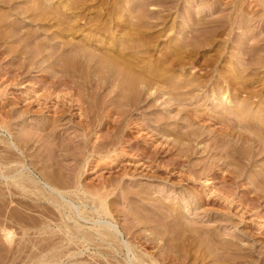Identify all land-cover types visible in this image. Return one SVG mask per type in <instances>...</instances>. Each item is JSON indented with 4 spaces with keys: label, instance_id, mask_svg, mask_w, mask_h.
I'll list each match as a JSON object with an SVG mask.
<instances>
[{
    "label": "rangeland",
    "instance_id": "rangeland-1",
    "mask_svg": "<svg viewBox=\"0 0 264 264\" xmlns=\"http://www.w3.org/2000/svg\"><path fill=\"white\" fill-rule=\"evenodd\" d=\"M55 1H51V6H58L60 1L57 0L58 3ZM71 1L61 0L59 6L70 4ZM51 2L49 3L51 4ZM62 2L63 4H61ZM82 2L85 3H77V6L81 4V6L85 7L72 8V11L77 12V15H83L81 20L78 15L80 22L86 23L85 19L88 16H90L89 19L93 20L100 16L102 19H97V22L100 24L104 19V27L103 23L101 25L98 24L97 27L89 23H86L87 27L83 26L85 24H81L85 33H81V30L79 32L76 31V33L70 34L68 38L73 35L70 39L72 40L73 38L76 42L72 41L78 43L77 40L81 41V38L86 37V35L90 36L91 30L92 34L97 32L96 35L98 34L97 36L99 37L100 32L108 34L106 30L110 27L108 30L113 32L117 29L112 33L117 38L116 41L120 42L121 39L129 37V35L134 38L135 35L133 34L138 32L142 36L136 39L135 43H139V46L133 50H135L137 55L140 54L138 55V60H141L139 66L156 65L159 70L161 67L164 72L162 74L168 78H166L164 83L162 80H156L152 86V92L154 93L144 98L137 107H131L127 104L125 105L124 93L121 94V87H117L118 80L114 79L115 76L112 73H109L107 84L96 95L91 92V89L88 91L84 89L86 90L84 91L82 87L81 89L76 86L77 84L80 85V81L82 84L83 80H80L82 77L79 72L84 65V69L86 68V63L81 66L82 68L77 64H74L73 67L70 64L71 60H69L70 63L66 64V66H72L74 68V71L73 68L71 70L72 73H76H69L68 71L70 70L67 67L65 68L67 69L65 71L66 75L63 74L64 67L62 70L59 65V67L55 65L59 61L60 56L54 63L55 59L51 57L52 59H49V62L43 65L40 64V67L39 63L42 60H39L38 63L36 62L37 64H30L29 55H27L28 59H24L23 57H26V55L20 57L16 56L17 53H11L10 47L17 44L13 43V39H9L10 42L5 41V44L1 40L3 49L0 47V124L4 122L3 126L5 128H0V138L10 141L9 133L11 132L14 140H16L15 142L19 141L16 144H18L20 152L22 151L20 153L15 150L18 152L17 156H21L20 158L24 160L30 171L39 174L42 171L45 174L49 173L52 175V172L56 169L57 173L55 174H57L58 179L60 178L57 180L62 188L64 186L63 189H72L74 191L73 189H75L74 186L77 182L80 185L79 189L85 187L86 192L78 191L77 193L80 196L74 193L75 195L71 197L78 210L85 212L86 216L91 214V209L95 205L93 203H96L92 201L97 198L93 193L95 194L98 189V191H101L100 193L103 192V195H107V203L113 215L112 218H108L109 220L114 218L112 221L117 223L120 230L124 233L129 230V234L124 236V240H127V242H133L134 235L137 234L146 237L150 233L149 236L153 237L154 234L155 238H157L156 235L164 234L163 237L166 236V238L162 237L161 240L157 241L155 247L148 248V251L153 252L156 257L171 251V254H174L176 261L178 260V263L180 261V264H227L226 262L228 261L225 262L226 259L223 260L225 255H227L226 257H229V255L231 257L238 254V257H242L237 258V264H264V148L261 149L257 143H252L251 141L241 142L242 140L238 138L237 132H242L245 135L249 134L250 137H254V132L251 129L246 130L238 127L236 117L231 113L229 114V104L223 100L224 96L231 97L232 104L235 105L248 98H244V96H247L245 92H242L239 94V98H236L235 94L241 86V83L236 85L239 78L237 77V81L230 79L231 83L229 82V85H231H226L228 90L225 95L221 93L223 90H217L220 88L219 82L224 81L226 76L230 75L229 73H234L233 70L227 71V69L238 58L242 59L241 61L238 59V62H241L240 65L243 68L246 67L242 75L245 85L250 86V89H248L251 91L252 88L254 90H257V87L260 89L261 86L264 88V48H257L258 51L250 48L252 44H257V41L264 39V0H192L194 2L192 6L189 4L192 3L191 0H168V2L167 0H82ZM49 3L47 2L48 6H50ZM2 5L0 4V17L6 20H4L6 22V27L4 26L6 32H12L13 30L17 32V29L20 28L21 34L26 36L28 32L33 33L31 31H34L33 35L36 38L33 37V41L40 40V44L46 42V40L49 42L48 46H45V54L47 53L46 51L49 53L50 50H61L62 47L65 49L66 46L64 47L62 44H64L67 33L65 36L60 32L57 33L56 30H59V28L55 29V25L50 26L53 21H50V23L43 21L44 23L41 22V24H45L43 26L36 24L40 23L39 21H34L32 24V17L27 16L30 12H24L25 15L23 14L22 9L31 6L29 0H14L10 4L11 8H9L10 5ZM216 5L218 8H215ZM139 7L140 9L143 7L142 10H146L145 13L140 12ZM78 8H82V13L80 10H76ZM119 9L120 13L125 14V18L119 19V25L120 23L122 24L116 26L115 29L113 28L114 23L110 18L116 14L108 15V13ZM188 11L201 17L206 14V20H218L219 18V21H223L224 17L227 16L226 18L230 22L228 21V24L223 26L226 28L219 33L220 35L215 31L217 29L216 26L204 27L198 24V20L190 22L193 32H184L181 31V26L183 21L188 20H182V17ZM97 13L99 14L98 17H96ZM140 13L142 14L139 15ZM146 13L147 16H145ZM105 15L108 17H105ZM116 17L118 18L117 15ZM8 19L11 23L13 21V27L8 22ZM231 25L233 30L229 31ZM101 27L102 29H100ZM6 28H12L13 30ZM103 28L106 30L104 31ZM52 33L56 37L59 35V38L50 39L51 36L53 38ZM178 33L181 36L175 38ZM109 34L111 33L109 32ZM147 34H149L150 40L142 38ZM60 35L64 38L62 37L61 39ZM207 36H214L213 38L216 40L214 42L216 43L210 46L205 45L203 38L205 39ZM48 38L51 42L48 41ZM145 39L147 44L141 48L140 43L142 42L143 44ZM55 41L57 45L54 44ZM33 43L31 42L32 45ZM260 43L262 42L260 41ZM52 45L54 47L53 50ZM61 45L62 47H60ZM14 47L12 46V48ZM121 47L118 45L117 49ZM190 51L194 52L191 54L189 53ZM162 53L168 58L167 61L164 60L165 57ZM12 54L14 57H12ZM69 54L71 55L72 53L69 52ZM69 54H65V56ZM47 55L43 57H47ZM179 55H181L180 57L183 56L182 59L178 57ZM173 58L181 59L183 64H180L181 61L179 60V63L177 59L178 63L176 60L172 61ZM21 59H23L24 65L23 63L20 64L22 62ZM205 59L208 60V63ZM191 62L196 65L194 70H189ZM178 64L179 66H177ZM76 65L79 70L75 68ZM85 71L87 73L88 70L86 69ZM92 73V70L90 73L88 71L87 75L91 77H87L88 80L92 78L93 82H95L96 76H93ZM62 74L67 76V80H71L70 84H66L68 87L65 84V86L63 84L57 86V84L50 82L52 79L54 81L55 75L62 76ZM251 83L252 85H250ZM74 86L77 88H74ZM89 91L94 95H89ZM233 91L235 94L231 96ZM150 92L151 90H149ZM212 92L214 93L213 95H211ZM263 101L260 100L258 102L261 110H264ZM255 109H257V106ZM123 111L124 113H122ZM256 111L258 112V110H255V114L257 113ZM57 117H61L57 122L59 125L57 124V128L52 131L53 120ZM227 124L234 127V133L230 136L222 134L223 129H227ZM4 145L5 143L0 142V153L4 152ZM233 149L235 152L234 156L227 152H231ZM59 155L62 156L60 157ZM50 162H56V164H52V166H56L54 171H51L53 167ZM16 167L18 168L19 166L16 165ZM64 182L65 184L68 182V187L67 185L65 187V184L63 185ZM13 187L16 188V185H13ZM16 189L14 191L17 192H14L12 199L9 200V203H6L9 207L6 204L4 205V209L7 208L5 211H12L13 213L11 212V214L14 216L12 218V215H9L10 218L7 216L10 220L5 218V214V217L0 216L4 223L3 228L1 229L0 227V232H7L10 227L7 225H11L12 230L9 229L8 231H11L10 234L12 235L7 234L11 239L7 238L10 241L6 238L4 239V241L11 242L9 243V255L24 257L23 263L15 261V264H24L25 262V264H32L36 260V256L34 254V259L32 252H36V254L41 252L35 246V242L38 243L39 238H34L33 236L36 233L39 235L40 232L41 234L45 232L43 233V230L39 231V229H36V227L40 228V226L33 225L35 224L34 221L27 219L30 216H35V218L42 217L41 219L37 218L42 220L46 215L41 212L47 213V210L43 206H40L39 209L41 210H39V206L37 207L36 202L33 200L34 196L31 197L27 193L28 197H24L22 191L20 192L22 189L19 188L18 190V187ZM81 195L83 198H81ZM19 198L23 199L24 203L19 201ZM4 200L6 199L4 198ZM26 200H30L28 204ZM95 201H98V199ZM30 202L35 204L33 206L29 205L31 204ZM19 213L20 218L16 216ZM91 215L87 216L91 219L90 221L88 220L89 222L81 221V224H84L83 227L91 226L92 220L96 219ZM52 217L57 219L56 215H52ZM47 218L45 217V219ZM51 218H48L51 221V223L50 221L48 223L51 225H48L47 228L59 231L60 236L54 237V240L58 241L60 239L61 241L59 242L66 243L67 235L62 230H57L55 226L58 222H56V219L54 222ZM48 219L45 221L47 222ZM15 220L18 222L16 223ZM5 224L7 225L5 226ZM130 226H134V228ZM189 229H194L195 233L197 232V236ZM5 232L4 234H6ZM176 232L177 234L180 232L177 242L170 238L174 233L176 235ZM23 233L27 236L29 235V237L24 236ZM183 233L184 237L186 234L188 238L190 237L188 234L191 235L190 240L187 237H183V240L181 237ZM192 234L196 238L192 239ZM186 238L189 242L185 241L187 240ZM22 242L29 246V251L26 249L27 247L25 248L27 251L21 248ZM227 242L231 243L233 247V251H227L228 253L221 249L224 247V245L221 247V244L229 245ZM5 244H8V242ZM214 244L219 247L217 248ZM173 245H176L175 248ZM184 245L185 247H183ZM76 248L75 246L74 250ZM85 249L81 248L82 254H77L72 257L73 259L62 258L57 264H107L110 259L115 264L121 260L118 263L121 264L125 263V257L129 255V250L125 248L122 252L123 256L115 253L112 258L111 256L100 255L93 246H87L86 251ZM189 249L195 252L189 251ZM194 256L196 257L194 258ZM220 259L222 260L219 261Z\"/></svg>",
    "mask_w": 264,
    "mask_h": 264
},
{
    "label": "bare ground",
    "instance_id": "bare-ground-1",
    "mask_svg": "<svg viewBox=\"0 0 264 264\" xmlns=\"http://www.w3.org/2000/svg\"><path fill=\"white\" fill-rule=\"evenodd\" d=\"M12 1H14V0H0V4H1V6H3L2 4H6V5H10V4H12ZM51 1H53V0H51ZM51 1H49V0H29V2L31 3V6L30 7H28V5H27V7L28 8H24V9H22V12H23V14H24V12L25 13H28V12H30V14H28L27 16L29 17H32V19H31V23L33 24V22L35 21V22H37V21H39L40 23H36V24H41V22L42 23H44L43 21H45L46 23H50V21L52 22L53 21V23H50L51 25L50 26H54L55 25V29H58L59 28V30H56L57 31V33L58 32H60V33H62L64 36L66 35V33H67V37L65 36V40H64V44H62V45H64V47H65V49L62 47V45L60 46V47H62V49L60 50H54V51H51L50 50V52L48 53V51H46L47 53H48V55H47V53L45 54V46H48L47 44L49 43V42H47V40H46V42H42L41 44L39 43L40 42V40L37 42H35V41H33V39L34 38H36V37H34V31H31V32H33V33H29V35H28V33H27V35L26 36H24L23 34H21L22 32L19 30V29H17V32L15 31V30H13L12 28H9V29H11V30H13L12 32L11 31H8V32H6L5 31V21L2 19V17H0V41L1 40H3V43L5 44V41H9L10 42V40L9 39H13V43H17L16 45H12L14 48H12V46L10 47V51H11V53H17L16 54V56H25L26 55V57H23L24 59H28V57H29V63L30 64H32V63H38V61L39 60H42L40 63H39V65L40 64H44V63H46V62H49L48 60L50 59H52L51 57H54V61H53V63L56 61V60H58V57L60 56V58H59V61L58 62H56L55 63V65H59L60 66V68L62 69L63 67V69H64V71H63V74H66V70L67 69H65V68H67L68 67V65L66 66V64H68V63H70V64H72L73 65V67H74V64H77V65H79L80 67L81 66H83L85 63H86V68L84 69V67H85V65H84V67L82 68V69H80V72H79V74L81 75V77L82 78H80V80L82 79L83 81H82V84H81V81L79 82V84L80 85H76L78 88H83V90L84 89H87V91L88 90H90L91 89V92L92 93H94V94H98L99 93V91L100 90H102V88L107 84V80H108V75H109V73H112V75H114L115 77H114V79H117L118 80V83L116 84L117 85V87L118 86H120L121 87V90H122V93L121 94H123L124 93V96H123V98L125 99H123L122 98V100H124V103H125V105L127 104V105H129V106H131V107H137V105L139 104V103H141L142 102V100H144V98H147L148 96H151L154 92H152V86H153V84L156 82V80H162V82L164 83V81H166V78H168L167 76L166 77H164V72L161 70V67H160V70H159V68H157L156 67V65H153V66H143V67H141V66H139V62L141 61H139L138 60V55H140V54H138L137 55V53L135 52V50H133L134 48H138V44H137V42L135 43V41H136V39L138 38L139 39V37H141L142 35H140L137 31V33H135V34H133V35H135V37L133 38V37H131V35H129V37H126V38H124L123 40L121 39L120 40V42H117L116 41V39L117 38H115L114 37V35H113V33L117 30L115 27L116 26H120L122 23H120V25H119V19H121L122 17H124V13H120V9L119 10H115L114 12H112V13H108V15L109 14H116L117 16H118V18L116 17L115 18V16H113V17H111L110 18V20L111 21H113V23H114V25H113V28H115L116 30H114V32L112 31V30H108L109 28H107V30L106 29H104L103 28V30L105 31L106 30V32H108V34L106 33V34H103V33H99V37L96 35V33L94 34H92V30L90 31V36L88 35H86V37H84V38H81V41H79V40H77V42L78 43H75L76 41H75V39H73L72 38V40H74V41H72L70 38H71V36H73V35H71L69 38H68V36L70 35V34H74V32L76 33V31L77 32H79L80 30V32L82 33V32H84V30L82 29L83 27H82V25L81 24H85V25H83V26H86L87 24L86 23H89V24H91L92 26H93V24L97 27V25L99 24V22H97L98 20L97 19H99V18H101L102 19V17H100L99 16V14L97 13V16L96 17H98V18H96L95 19V17H94V19L96 20H93V19H89V17L90 16H88V18L87 19H85L86 20V23H81L80 22V20L81 19H83V15H79L81 18H80V20H79V16L75 13V12H73L72 11V8L73 9H75L76 7H85V6H81V4L79 5V6H77V3H83L82 2V0H72L71 2H70V4L68 3V4H66L65 6L64 5H61V6H59L60 5V2H61V0H58V1H60L59 3H58V1H57V3H58V6L56 5V7L54 6H51L52 5V2ZM55 1V2H56ZM79 1H81V2H79ZM85 1V0H84ZM18 2V1H17ZM28 2V1H27ZM47 2L49 3V2H51V4H50V6H48V4H47ZM65 2V1H64ZM67 2V1H66ZM167 2H168V0H167ZM191 2H192V0H191ZM13 3H15V2H13ZM54 3V2H53ZM72 3H74L73 5H74V7H73V5H72ZM85 3V2H84ZM83 3V4H84ZM136 3V2H135ZM194 2H192V3H189L190 4V6H192V4H193ZM61 4H63V2L61 3ZM76 4V5H75ZM114 5V4H113ZM218 5V4H217ZM217 5H216V7L215 8H218L217 7ZM94 6V5H93ZM124 6V5H123ZM139 6V5H138ZM138 6H136L137 8H138ZM189 6V7H190ZM26 7V6H25ZM116 7V6H115ZM133 7V6H132ZM145 7H146V5H145ZM150 7V6H149ZM188 7V8H189ZM9 8H11V5L9 6ZM23 8V7H22ZM92 8V7H91ZM126 8V7H125ZM143 8V7H142ZM142 8L140 9V7H139V9H140V12H144L145 13V11L144 10H142ZM105 9V8H104ZM115 9V8H114ZM131 9V8H130ZM150 9V8H149ZM202 9V8H201ZM214 9V8H213ZM241 9V8H240ZM14 10V9H13ZM77 11L78 10H82V8H78V9H76ZM75 10V11H76ZM92 10V9H91ZM90 10V11H91ZM124 10H128V9H124ZM123 10V11H124ZM189 10V9H188ZM190 10H192V9H190ZM207 10V9H206ZM205 10V11H206ZM215 10V9H214ZM220 10V9H219ZM226 10V9H225ZM243 10H245V9H243ZM242 10V11H243ZM9 11V10H8ZM148 11V10H147ZM195 11V10H194ZM201 11V10H200ZM211 11H212V9H211ZM21 12V11H20ZM85 12V11H84ZM133 12V11H132ZM238 12V11H237ZM240 12V11H239ZM245 12V11H244ZM19 13V12H18ZM81 13H82V11H81ZM100 13V12H99ZM142 13H140L139 15H141ZM149 14H150V12H148ZM152 13H154V12H152ZM210 13V12H209ZM22 14V15H23ZM134 14V13H133ZM158 14V13H157ZM241 14V13H240ZM248 14V13H247ZM246 14V15H247ZM21 15V14H20ZM25 15V14H24ZM86 15V14H85ZM90 15V14H89ZM137 15V14H136ZM242 15H243V13H242ZM245 15V14H244ZM2 16H4V14H2ZM5 16H6V14H5ZM92 16V15H91ZM102 16V15H101ZM112 16V15H111ZM134 16V15H133ZM145 16H147V13H146V15ZM153 16V15H152ZM204 16V15H203ZM201 17V16H199V15H196L195 13H192V12H190V11H188L185 15H184V17H182V20H188V21H183V25L181 26L182 27V30L181 31H192L191 29H192V27L190 26V22L192 21V20H198V24H200L201 26H204V27H208V26H211V25H214V27L216 26L217 27V29L215 30L218 34L219 33H221V32H223L224 30H225V28L226 27H223V26H225V24H228V18H226V17H224V20L222 21H219V18H218V20H206V18H205V16H206V14H205V16L204 17ZM220 16H222V15H220ZM224 16V15H223ZM84 17V18H85ZM105 17H108V16H106L105 15ZM142 17V16H141ZM140 17V18H141ZM247 17V16H246ZM251 17V16H250ZM260 17V16H259ZM3 18H6V17H3ZM76 18H78V19H76ZM104 18V17H103ZM125 18V17H124ZM143 18H144V16H143ZM142 18V19H143ZM150 18H152V17H150ZM212 18V17H211ZM214 18V17H213ZM258 18V17H257ZM89 19V20H88ZM108 19V18H107ZM136 19V18H135ZM9 20V19H8ZM15 20V19H14ZM16 20H17V18H16ZM89 22H88V21ZM93 20V21H92ZM104 20V19H103ZM103 20L101 21V23L99 24V25H101L102 23V25H103V27H104V22H103ZM149 20V19H148ZM233 20V19H232ZM108 21H109V19H108ZM107 21V22H108ZM111 21H110V23H111ZM135 21V20H134ZM141 21V20H140ZM142 21H144V20H142ZM200 21H201V23H200ZM8 22H10V20L8 21ZM8 22H7V24H8ZM15 22V21H14ZM29 22V23H30ZM90 22H93V23H90ZM97 22V23H96ZM148 22V21H147ZM147 22H145L146 24H147ZM230 22V21H229ZM12 23H13V21H12ZM12 23L10 22V24L12 25ZM28 23V22H27ZM112 23V24H113ZM138 23V22H137ZM141 23V22H140ZM162 23V22H161ZM132 24V23H131ZM152 24V23H151ZM196 24V23H195ZM15 25V24H14ZM18 25V24H17ZM43 25H45V24H41V26H43ZM47 25V24H46ZM56 25H57V28H56ZM105 25H106V23H105ZM126 25V24H125ZM137 25H139V24H137ZM143 25H144V22H143ZM234 25V24H233ZM5 26V27H4ZM47 26H49V25H47ZM90 26V25H89ZM88 26V27H89ZM107 26V25H106ZM155 26V25H154ZM160 26V25H159ZM219 26H222V27H219ZM226 26H229V25H226ZM7 27H9V26H7ZM11 27V26H10ZM12 27H13V25H12ZM22 27V26H21ZM87 27V26H86ZM132 27V26H131ZM147 27V26H146ZM146 27H145V29H146ZM248 27V26H247ZM252 27V26H251ZM14 28H15V26H14ZM17 28V27H16ZM52 28V27H51ZM54 28V27H53ZM106 28V27H105ZM121 28V27H120ZM144 28V27H143ZM151 28V27H150ZM223 28V29H222ZM233 28V26L231 25V28H230V30L229 31H231V29ZM6 29H8V28H6ZM8 29V30H9ZM41 29V28H40ZM45 29V28H44ZM86 29V28H85ZM90 29V28H89ZM100 29H102V27L100 28ZM164 29H166V28H164ZM18 30H19V32H18ZM36 30V29H35ZM98 30H99V28H98ZM212 30V29H211ZM233 30V29H232ZM252 30V29H251ZM23 31V30H22ZM93 31H95V30H93ZM127 31H128V29H127ZM45 32V31H44ZM109 32L111 33V34H109ZM113 32V33H112ZM125 32V31H124ZM123 32V33H124ZM135 32V31H134ZM193 32V31H192ZM198 32V31H197ZM214 32V31H213ZM26 33V32H25ZM42 33V32H41ZM40 33V34H41ZM55 33V32H54ZM54 33H52L53 34V38H52V36L50 37V39H54L55 37H56V35L54 34ZM56 33V34H57ZM59 33V34H60ZM85 33V32H84ZM131 33V32H130ZM141 33V32H140ZM153 33V32H152ZM216 33V34H217ZM191 34V33H190ZM203 34H204V32H203ZM215 34V33H214ZM132 35V36H133ZM149 34H147V35H144L142 38H150L149 36H148ZM159 35V34H158ZM200 35V34H199ZM205 35H207V34H205ZM220 35V34H219ZM250 35V34H249ZM59 35H57V37L56 38H59L58 37ZM84 36V35H83ZM123 36V35H122ZM148 36V37H147ZM179 36H181L180 35V33H178L176 36H175V38L176 37H179ZM201 36V35H200ZM202 36H204V35H202ZM252 36V35H251ZM256 36V35H255ZM34 37V38H33ZM63 37V36H62ZM62 37H61V35H60V38L62 39ZM125 37V36H124ZM214 37V36H213ZM212 36H207V37H205V39L203 38V40H205L204 42H205V45H213V43H216V42H214V41H216L214 38H213ZM64 38V37H63ZM68 38V39H67ZM192 38V37H191ZM220 38V37H219ZM49 39V38H48ZM50 39L48 40V41H50ZM146 39H145V41H144V43L142 44V42L140 43L141 45V48H142V46H144L145 44H147L146 43ZM147 39V40H148ZM150 40V39H149ZM193 40V39H192ZM143 41V40H142ZM191 41V40H190ZM201 41V40H200ZM260 41L262 42V43H260ZM31 42L33 43V42H35V43H33V45L31 44ZM51 42V41H50ZM151 42V41H150ZM153 42V41H152ZM199 42V41H198ZM1 43L2 42H0V47L2 46L1 45ZM7 43V42H6ZM53 43V42H52ZM57 42L55 41V45H57L56 44ZM260 43V44H259ZM218 44V43H217ZM118 45H120V46H122L121 48H118L117 49V46ZM150 45V44H149ZM193 45V44H192ZM195 45V44H194ZM200 45H202V44H200ZM243 45V44H242ZM4 46V45H3ZM51 46V45H50ZM49 46V47H50ZM196 46V45H195ZM203 46V45H202ZM249 46V45H248ZM6 47V46H5ZM52 47H53V45H52ZM213 47V46H212ZM221 47V46H220ZM240 47V46H239ZM242 47V46H241ZM2 48V47H1ZM0 48V49H1ZM9 48V47H8ZM140 48V49H141ZM198 48H200V47H198ZM249 48V47H248ZM250 48H252V50L254 49V50H256L257 48L259 49H261V48H264V39L262 38V40H259V41H257V44H252V46H250ZM3 49V48H2ZM54 49V47L52 48V50ZM190 49V48H189ZM258 49L256 50V51H258ZM4 50H5V48H4ZM6 50H8V49H6ZM219 50V49H218ZM222 50V49H221ZM58 51V52H57ZM146 51V50H145ZM148 51V50H147ZM243 51V50H242ZM1 52V51H0ZM7 52V51H6ZM68 52V53H67ZM69 52H71L72 54L70 55L69 54ZM143 52V51H142ZM178 52V51H177ZM194 51H190L189 53H193ZM69 54L67 57L65 56V54ZM141 53V52H140ZM172 53V52H171ZM188 53V54H189ZM254 53V52H253ZM12 54V55H13ZM20 54H24V55H20ZM163 54V53H162ZM182 54V53H181ZM190 54V55H191ZM244 54H246V53H244ZM27 55H29L28 57H27ZM44 55H47V57H43ZM176 55H177V53H176ZM185 55V54H184ZM187 55V54H186ZM259 55V54H258ZM15 56V57H16ZM42 56V57H41ZM156 56V55H155ZM163 56H164V54H163ZM175 56V55H174ZM181 55H179L178 57L179 58H181L182 59V57H180ZM209 56V55H208ZM12 57H14V55L12 56ZM40 57V58H39ZM153 57V56H152ZM158 57V56H157ZM161 57V56H160ZM165 58H164V60L165 61H167L168 60V58L166 57V56H164ZM194 57V56H193ZM211 57H212V55H211ZM211 57H209V58H211ZM263 57V56H262ZM39 58V59H38ZM44 58V59H43ZM46 58V59H45ZM57 58V59H56ZM144 58V57H143ZM148 58V57H147ZM177 59L178 61L180 60L181 61V59ZM207 58V57H206ZM238 58V57H237ZM241 58V57H240ZM251 58H252V56H251ZM261 58V57H260ZM15 59V58H14ZM142 59V58H141ZM159 59V58H158ZM170 59V58H169ZM176 59H174L173 58V60L172 61H174V60H176ZM186 59V58H185ZM219 59V58H218ZM239 59V58H238ZM238 59L236 60V61H234V64H232V66L230 65V67H229V69H227V71L229 70V71H231V70H233V74L232 73H229L230 75H228V76H226V78H225V80L224 81H222V82H219V86H220V88L219 89H217V90H219V91H221V90H223V91H221V93H222V95H225L226 93H227V90L228 89H226V88H228L227 86H230L229 85V82H230V79H233V80H236V79H238L239 78V80H238V82L236 83V85L239 83H241V86H240V88H239V90L237 91V93L235 94L234 93V91L231 93V96L233 95V94H235L236 95V98H239L238 96H239V94H241L242 92L244 93L245 92V95H247L246 97L244 96V98H249L250 100H252V101H250L248 98V100L247 99H245L243 102L241 101V102H239V103H237V104H235V105H233L232 103H233V101H232V99H231V97H225L224 96V98H223V100L225 101V102H227L229 105V107H228V111H229V114L231 113V114H233L235 117H236V120H237V123H238V127H240V128H243V129H246V130H249V129H251V130H253V132H254V137H250V135L248 136L247 134L245 135L244 133H242V132H237L238 133V138L239 139H241L242 141L241 142H247V141H251L252 143H257L260 147H261V149L262 148H264V110L262 109H259V108H261L260 107V105H259V103L258 102H260V100H264V88H262V86H261V88L259 89V87H257L258 89L257 90H254L253 88V90L251 89V91L249 90L250 88V86L248 87V85H245V83H244V81H243V72L246 70V67L245 68H243V66H241L240 65V61L242 60H240L239 62H238ZM257 59V58H256ZM23 59H21V61H22ZM69 60H71L70 62H69ZM74 62H73V61ZM176 60V61H177ZM188 60V59H187ZM190 60H192V59H190ZM206 60V59H205ZM216 60V59H215ZM248 60V59H247ZM258 60H259V58H258ZM27 61V60H26ZM25 61V62H26ZM61 61V62H60ZM145 61V60H144ZM163 61V60H162ZM171 61V62H172ZM176 61H175V63H176ZM178 61H177V63H178ZM180 61H179V63H180ZM185 61V60H184ZM207 61V63H208V60H206ZM193 62V61H192ZM190 63V66H189V70H194L195 69V64L194 63ZM201 62V61H200ZM215 62H217V61H215ZM254 62V61H253ZM20 63V62H19ZM23 63V61L20 63V64H22ZM28 63V62H27ZM36 63V64H37ZM203 63V62H202ZM206 63V64H207ZM19 64V65H20ZM25 63H23V65H24ZM169 65H170V63H168ZM180 64H183L182 63V61H181V63ZM187 64V63H186ZM189 64V63H188ZM243 64V63H242ZM258 64V63H257ZM264 64V63H263ZM23 65H21V66H23ZM77 65L75 66V68L77 67ZM145 65V64H144ZM167 65V64H166ZM185 65V64H184ZM256 65V64H255ZM38 66V65H37ZM58 66V67H59ZM78 66V67H79ZM159 66V65H158ZM177 66H179V64L177 65ZM181 66V65H180ZM187 66V65H186ZM208 66V65H207ZM227 66V65H226ZM259 66V65H258ZM262 66V65H261ZM39 67V66H38ZM40 67H41V65H40ZM72 66H70L69 65V67H68V69L70 70V71H68L69 73H72V68H73ZM263 67V66H262ZM71 68V69H70ZM169 68V67H168ZM183 68V67H182ZM256 68V67H255ZM62 69V70H63ZM76 69H78L79 70V68H76ZM88 70L89 71V73L91 72V70H92V74H93V76H96V81L95 82H93V80H92V78L91 79H89L88 80V77L87 76H90V75H87V73H88V71H87V73H86V71L85 70ZM166 69H167V67H166ZM259 69H261V68H259ZM60 70V69H59ZM61 70V71H62ZM82 70V71H81ZM85 72H84V71ZM169 70V69H168ZM183 70V69H182ZM235 70V71H234ZM254 70V69H253ZM73 71H74V68H73ZM77 71V70H76ZM161 71V72H160ZM252 71V70H251ZM257 71V70H256ZM255 71V72H256ZM65 72V73H64ZM67 72V73H68ZM83 72V73H82ZM200 72V71H199ZM261 72V71H260ZM73 73H76V72H73ZM72 73V74H73ZM85 73H86V75H85ZM163 73V74H162ZM218 73V72H217ZM263 73V72H262ZM56 74V73H55ZM62 74V76H59V75H55L54 76V81H50V82H52V83H55V84H57V86L58 85H60V84H70V82H71V80L69 81V80H67V76H64ZM78 74V75H79ZM192 74V73H191ZM264 74V73H263ZM67 75V74H66ZM71 75V74H70ZM85 75V77H83ZM179 75H181V74H179ZM201 75V74H200ZM259 75V74H258ZM203 76V75H202ZM245 76V75H244ZM91 77V76H90ZM238 77V78H237ZM78 78V77H77ZM211 78V77H210ZM246 78V77H245ZM85 79H87V80H85ZM188 79V78H187ZM249 79V78H248ZM168 80V79H167ZM197 80V79H196ZM251 80V79H250ZM77 81V80H76ZM237 81V80H236ZM243 81V82H242ZM176 82V81H175ZM203 82V81H202ZM235 82V81H234ZM256 82V81H255ZM231 83V82H230ZM72 84V83H71ZM184 84V83H183ZM190 84V83H189ZM194 84V83H193ZM200 84V83H199ZM225 84V85H224ZM238 84V85H239ZM64 85V86H65ZM186 85H187V83H186ZM227 85V86H226ZM235 85V84H234ZM250 85H252V83L250 84ZM67 86V85H66ZM169 86V85H168ZM184 86V85H183ZM198 86V85H197ZM216 86V85H215ZM68 87V86H67ZM77 87H75L74 86V88H77ZM155 87V86H154ZM196 87V86H195ZM233 87V86H232ZM253 87V86H252ZM255 87V86H254ZM72 88V87H71ZM81 88V89H82ZM164 88V87H163ZM202 88V87H201ZM238 88V87H237ZM249 88V89H248ZM81 89H79V90H81ZM120 89V88H119ZM149 90H151V92L149 93ZM154 90V89H153ZM157 90V89H156ZM164 90V89H163ZM232 90V89H231ZM234 90V89H233ZM75 91V90H74ZM77 91V90H76ZM84 91H86V90H84ZM159 91V90H158ZM167 91V90H166ZM101 92V91H100ZM174 92V91H173ZM214 92V91H213ZM212 92V94L211 95H213L214 93ZM79 93V92H78ZM92 93H90V91H89V95H91ZM146 93H147V96H146ZM219 93V92H218ZM247 93V94H246ZM94 94H92V95H94ZM165 95V94H164ZM233 98H235V97H233ZM235 98V99H236ZM256 98V100H254V99ZM216 99H218V97H216ZM222 99V98H221ZM220 100V99H219ZM81 101V100H80ZM119 101V100H118ZM217 101V100H216ZM121 102V101H120ZM264 102V101H263ZM123 103V102H122ZM118 104V103H117ZM259 105V107H258V105ZM261 104H262V101H261ZM66 105V104H65ZM256 106H257V109H255L256 108ZM255 110H258V114L256 113H254L255 112ZM58 112V111H57ZM120 112V111H119ZM121 113V112H120ZM122 113H124V111L122 112ZM234 117V118H235ZM59 118H61V117H57V118H55L53 121V126H52V131L53 130H55L56 128H57V122L59 121ZM229 122V121H228ZM4 123V122H3ZM3 123L1 122V124H0V128H5V126H3ZM41 123V122H40ZM226 123V122H225ZM236 123V124H237ZM59 125V124H58ZM227 127V129H223L224 131L222 132V134L224 133L226 136H230V135H232L234 132V130H233V126H231L230 124H227L226 125ZM8 127V126H7ZM225 127V126H224ZM50 130V129H49ZM240 130V129H239ZM251 130H250V132H251ZM9 132V131H8ZM223 134V135H224ZM9 136L11 137V140L10 141H8V139L7 140H4V139H1L0 138V142L2 143L3 142V144L5 143V147H4V152L6 151V153H4L3 151V153H0V216H3V217H5L4 216V214L6 215V217L5 218H8L9 217V215H12L11 214V212L12 211H10V212H8V210L7 211H5L6 209H4L5 207H4V205L6 204V203H9V200H11L12 199V195L13 194H15L16 192L14 191V189H16L17 187H18V190H19V188L20 189H22V190H20V192L22 191V195L25 197H28L27 195V193H29V196L31 195V197L32 196H34V198H33V200L36 202V205H37V207H38V209L40 208V206L42 207L43 206V208L45 207L46 208V210H47V213H43V212H41L43 215H46L45 217L47 218H51V216L52 215H56V217H57V221L55 220V219H53V217L51 218L54 222L56 221V222H58V223H56V228H57V230H62V232L63 233H65V235H67V241H66V243L64 244V243H61V242H59V241H61L60 239L58 240V241H55L54 240V237L56 238V237H60L59 236V231H55L54 229H52V230H49L47 227H48V225H51V224H49L48 222L50 221V219H48V221L46 222L45 220H47V219H45V217H43V219L42 220H38V219H41V218H35V216H30V217H28V219L27 220H33L34 221V223L35 224H33V225H35V226H40V228H37L36 227V229H39V231H42L44 234H41V232H40V234L38 235V233H36V235H34L33 237L35 238V237H38L39 238V241H38V243H36L35 242V246H36V248L38 249V250H40L41 252H40V254L39 253H37L38 254V256H37V254H36V252H32V254H33V257H34V254H35V256H36V260L32 263V264H57V263H59L61 260H62V258H65V259H68V260H71V258L72 257H75L77 254H80L81 252H83L82 250H81V248H83V250L85 249V251L87 250V246H93L95 249H97V252L100 254V255H102V256H111V258H112V256L116 253H118V254H122V252H123V250H124V248L126 249V250H129V255L127 256V257H125V263L123 262V263H121V264H180V261H179V263L176 261V257L174 256V254L172 255L171 254V251H169V252H166V253H163V254H161V256L160 257H156L155 256V254L153 253V252H150V251H148V248H152V247H155L156 245H157V241H159V240H161V238L163 237V235L164 234H162V235H159V236H157L156 235V237L157 238H155L154 236V234H153V237L152 236H149L150 235V233H149V235L148 236H146V237H143V236H141V235H139V234H137V235H134V240H133V242L132 241H129V242H127V240H124V236L127 234H129V230L127 231V233H124L122 230H120V228H119V226H118V224L117 223H115V222H113L112 220L114 219H112V220H109V218H112V210H111V208H110V206H109V204L107 203V199H106V197H107V195H103V192L102 193H100L101 191H98V189H97V191H95V194L93 193V195L94 196H96L95 198V200H97L98 199V201H95V200H92L93 202H96V203H93V204H95L93 207H92V209H91V214L93 215H91V214H89V216L91 215L92 217H95L96 219H94V221L92 220V223H91V226L90 225H88V227H83V225L81 224V221H87V222H89L91 219H89L87 216H86V214H85V212H80L79 210H78V208H77V205H75L74 204V202L72 201V197L71 196H73V195H75L78 191H82V192H86L87 190L86 189H84L85 187H81V189H79V187H80V185H79V183L77 182L76 183V185L74 186L75 187V189H73L74 191H72V189L71 190H65V189H63L64 188V186H63V188H62V186H60L61 184H59V182H58V180L60 179H58V177L56 176L57 174H55V173H57L56 172V169H55V167L56 166H52V164H56V162H50L51 163V166L53 167H51L50 165V168H52L53 170H51V171H54V169H55V171L54 172H52V175L51 174H45V173H43L42 171L40 172V174L39 173H36V172H33V171H30L29 170V168L26 166V164H25V162H24V160L22 159V158H20L19 156H17L18 154V152H20V150H19V148H18V144H16V143H18V142H15L16 140H14V138H13V135L11 134V132L9 133ZM30 136V135H29ZM9 137V138H10ZM22 138V137H21ZM243 145V144H242ZM55 146V145H54ZM230 146V145H229ZM21 147V146H20ZM231 147V146H230ZM234 148V147H233ZM22 149V148H21ZM51 149V148H50ZM54 149V148H53ZM235 149V148H234ZM234 149L231 151V152H234ZM260 149V148H259ZM1 150H2V148H1ZM18 151V152H16V151ZM52 151V150H51ZM227 151V150H226ZM253 151V150H252ZM22 152V151H21ZM20 152V153H21ZM24 152H25V150H24ZM56 152V151H55ZM230 155L232 154H235V152L234 153H231V152H229V151H227ZM64 153V152H63ZM51 154V153H50ZM59 154V153H58ZM21 155V154H20ZM22 155H24V154H22ZM53 155V154H52ZM249 155V154H248ZM43 156V155H42ZM60 156V155H59ZM62 156V155H61ZM60 156V157H61ZM234 156V155H233ZM232 156V157H233ZM251 156V155H250ZM250 156H248V157H250ZM247 157V158H248ZM46 159V158H45ZM43 160V159H42ZM55 160V159H54ZM248 160V159H247ZM60 161V160H59ZM58 161V162H59ZM62 163V162H61ZM13 165H15L14 167H13ZM16 165H18L19 167L17 168L16 167ZM59 165V164H58ZM16 167V168H15ZM48 167V166H47ZM15 168V169H14ZM60 169V168H59ZM44 170V169H43ZM50 171V170H49ZM50 171V172H51ZM60 176V175H59ZM58 179V180H57ZM67 184H65V182L63 183V185L65 184V187H66V185H67V187H68V182H66ZM13 185L15 186L16 185V188H14L13 187ZM3 186H5V187H3ZM69 186H71V185H69ZM78 187V188H77ZM14 188V189H13ZM28 188V190H26ZM30 188V189H29ZM68 189V188H67ZM264 189V188H263ZM4 190H6V191H4ZM17 190V189H16ZM24 190V191H23ZM264 191V190H263ZM15 192V193H14ZM19 192V193H20ZM23 192H25V193H23ZM19 193H17V194H19ZM75 193V194H74ZM90 193V192H89ZM105 193V192H104ZM78 194V193H77ZM76 194V195H77ZM107 194V193H106ZM20 195V194H19ZM90 195H92V194H90ZM92 195V196H93ZM78 196H80L79 194H78ZM77 196V197H78ZM82 196V195H81ZM89 196V195H88ZM4 198L6 199V200H4ZM16 198V197H15ZM30 198V197H29ZM28 198V199H29ZM79 198V197H78ZM81 198H83V196L81 197ZM14 199V198H13ZM18 199V198H17ZM20 199V198H19ZM87 199V198H86ZM23 199H20L19 201H22ZM25 200V199H24ZM18 201V202H19ZM28 201H30V200H28ZM28 201L26 200V203L28 204ZM91 201V200H90ZM23 203H24V201H22ZM31 203V202H30ZM15 204V203H14ZM33 204H35L34 202H33ZM33 204L31 203V204H29V205H32L33 206ZM85 204V203H84ZM35 205V206H36ZM6 206H8V204H6ZM20 206V205H19ZM9 207V206H8ZM12 207V206H11ZM28 208V207H27ZM30 208V207H29ZM36 208V207H35ZM12 209V208H11ZM31 209V208H30ZM83 209V208H82ZM15 210V209H14ZM39 210H41V209H39ZM87 210V209H86ZM8 212V213H7ZM39 212V211H38ZM13 213V212H12ZM40 213V212H39ZM38 213V214H39ZM22 215V214H21ZM8 216V217H7ZM14 215H12L11 216V218L13 217ZM18 218H20L19 216H20V213L18 214V215H16ZM15 216V217H16ZM24 216H26V215H24ZM28 216V215H27ZM22 217V216H21ZM40 217V216H39ZM55 217V216H54ZM91 217V218H92ZM109 217V218H108ZM10 218V217H9ZM8 218V219H9ZM25 218V217H24ZM27 218V217H26ZM30 218V219H29ZM32 218H35V219H32ZM22 219H23V217H22ZM38 221H37V220ZM138 219V218H137ZM10 220V219H9ZM24 220H26V219H24ZM89 220V221H88ZM22 221V220H21ZM140 221V220H139ZM15 222H16V220H15ZM18 222V221H17ZM16 222V223H17ZM23 222H25V221H23ZM27 222H29V221H27ZM20 223V222H19ZM22 223V222H21ZM33 223V222H32ZM31 223V224H32ZM48 223V224H47ZM50 223H51V221H50ZM53 223V222H52ZM142 223V222H141ZM25 224V223H24ZM54 224V223H53ZM139 224V223H138ZM145 224V223H144ZM7 224H5V226H6ZM21 225H23V224H21ZM27 225H29V224H27ZM32 225V227H34ZM47 225V226H46ZM2 226H4V223H3V220H1V218H0V227H1V229L3 228ZM7 226H10L9 227V229L10 230H12L11 229V225H7ZM16 226V225H15ZM20 226V225H19ZM53 226V225H52ZM85 226H86V224H85ZM135 226V225H134ZM134 226H130L131 228L133 227L134 228ZM181 226V225H180ZM23 227H25V226H23ZM23 227H21V228H23ZM8 228V227H7ZM7 228H6V230H7ZM55 228V229H56ZM8 229V230H9ZM48 229V230H47ZM130 229V228H129ZM165 229V228H164ZM7 230V232H5L4 230V232L6 233V234H4V232L2 233V232H0V252H1V254H0V258H1V263L0 264H15L16 262L15 261H17V262H19V261H21V263H23L22 261H23V259H24V257L21 255V254H23V253H25L24 251H23V253H21L20 255L22 256V258H20V257H13L14 255H9V252H10V245H9V243H11V242H9L10 240L9 239H7V238H10V236H8L7 234H9V235H12V234H10L11 233V231L9 232ZM23 230H24V228H23ZM22 230V231H23ZM44 230H47V231H44ZM190 230V229H189ZM196 230V229H195ZM38 231V230H37ZM38 231V232H39ZM190 231H193V233H195V231H194V229L193 230H190ZM13 232V231H12ZM126 232V231H125ZM184 232V231H183ZM133 233V232H132ZM179 233L180 232H178V234H177V232H176V235H175V233H174V235L172 236V237H170L173 241H175L176 240V242H177V240H179V238H178V236H179ZM186 233V232H185ZM190 233V232H189ZM197 233V232H196ZM195 233V235L197 236V234ZM135 234V233H134ZM160 234V233H159ZM171 234V233H170ZM23 235L25 236L26 234H24L23 233ZM32 235V234H31ZM166 235V234H165ZM187 235V234H186ZM185 235V237H187ZM193 235V234H192ZM145 236V235H144ZM161 236V237H160ZM188 236H190L191 237V235H189L188 234ZM196 236H194L193 235V237H192V239L195 237L196 238ZM26 237H29V235L27 236L26 235ZM31 238H32V236H30ZM69 237V238H68ZM158 237H160V238H158ZM165 238H166V236H164ZM163 237V238H164ZM182 238L184 237V233H183V235L181 236ZM184 237V238H185ZM189 237V238H190ZM7 239V240H9V241H4V239ZM13 238V237H12ZM53 238V239H52ZM169 238V237H168ZM184 238H183V240H184ZM188 238V237H187ZM186 238V239H187ZM188 238V239H189ZM11 239V238H10ZM23 239H24V237H23ZM30 239V238H29ZM185 240V241H188L189 242V240ZM212 239H214L213 237H212ZM27 240H28V238H27ZM31 240V239H30ZM29 240V241H30ZM44 240V241H43ZM169 240V239H168ZM215 240V239H214ZM213 240V241H214ZM33 241V240H32ZM184 241V242H185ZM8 242V244H5V243H7ZM14 242V241H13ZM181 242V241H180ZM187 242V243H188ZM191 242V241H190ZM199 243V242H198ZM204 243V242H203ZM214 243V242H213ZM229 245H225V243H223V244H221L222 246L221 247H223V245H224V247L223 248H221V249H223V251L224 252H226V253H228L227 251H233L232 250V244L231 243H229V242H227ZM7 245V246H5V245ZM34 244V243H33ZM180 244V243H179ZM185 244V243H184ZM193 244V243H192ZM196 244V243H195ZM217 244V243H216ZM216 244H214L215 246H217V248L219 247L218 245H216ZM19 245V244H18ZM190 245V244H189ZM202 245V244H201ZM220 245V244H219ZM21 246V248L23 249V250H25V251H27L26 249H28V251H29V246H26V243H23L22 242V245H20ZM33 246V245H32ZM75 246L77 247L76 248V250H74L75 249ZM176 246V245H175ZM175 246L173 245V247L175 248ZM194 246V245H193ZM27 247V248H26ZM102 247V248H101ZM105 247V248H104ZM183 247H185V245L183 246ZM190 247V246H189ZM231 247V248H230ZM18 248H19V246H18ZM17 248V249H18ZM20 248V249H21ZM26 248V249H25ZM191 248V247H190ZM219 248V249H220ZM11 249H13V248H11ZM193 249V248H192ZM192 249H189V251L191 250L192 252H195L194 250H192ZM203 249V248H202ZM19 250V249H18ZM139 250V251H138ZM207 250H208V248H207ZM238 250V249H237ZM6 251V252H5ZM21 251V250H20ZM181 251V250H180ZM185 251V250H184ZM206 251V250H205ZM211 252H212V248H211ZM4 253V254H3ZM191 253V252H190ZM234 253V252H233ZM82 254V253H81ZM127 254H128V252H127ZM206 254H208L207 252H206ZM205 254V255H206ZM213 254V253H212ZM231 254H232V252H231ZM98 255V254H97ZM176 255V254H175ZM238 255V254H237ZM237 255H235V256H237ZM31 256V255H30ZM101 256V257H102ZM121 256V255H120ZM122 256H123V254H122ZM126 256V255H125ZM159 256V255H158ZM227 255H225V257H226ZM232 256H234V255H232ZM230 257V255H229V257H224V259L223 260H225V262L226 261H228V262H226L227 264H237L238 263V259L237 258H241V257H236L235 258V256L234 257ZM25 257H28V256H25ZM97 257V256H96ZM196 256H194V258H195ZM78 258V257H77ZM114 259H115V257H113ZM30 259V258H29ZM34 259H35V257H34ZM73 259V258H72ZM97 259V258H96ZM107 259V258H106ZM186 259V258H185ZM99 260V259H98ZM109 260V259H108ZM218 260V259H217ZM222 259H220L219 261H221ZM215 261V260H214ZM218 261V262H219ZM25 262V261H24ZM95 262V261H94ZM121 262V260L120 261H118V263H120ZM26 263V262H25ZM24 263V264H25ZM93 263V262H92ZM101 263V262H100ZM108 263L109 264H115L114 262H112V259H110L109 261H108ZM107 263V264H108ZM117 263V264H118ZM223 263V262H222ZM241 263V262H240ZM104 264V263H103ZM221 264V263H220Z\"/></svg>",
    "mask_w": 264,
    "mask_h": 264
}]
</instances>
